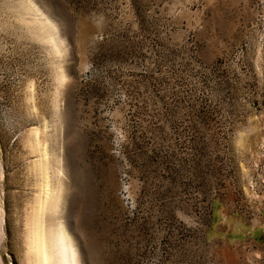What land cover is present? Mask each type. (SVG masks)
<instances>
[{"label": "rangeland", "instance_id": "rangeland-1", "mask_svg": "<svg viewBox=\"0 0 264 264\" xmlns=\"http://www.w3.org/2000/svg\"><path fill=\"white\" fill-rule=\"evenodd\" d=\"M63 227L78 264H264V0H0V264Z\"/></svg>", "mask_w": 264, "mask_h": 264}, {"label": "bare ground", "instance_id": "bare-ground-1", "mask_svg": "<svg viewBox=\"0 0 264 264\" xmlns=\"http://www.w3.org/2000/svg\"><path fill=\"white\" fill-rule=\"evenodd\" d=\"M62 234L60 237V240L62 241V244H60V251H61V263L60 264H78V260L73 252V250H69L67 246L64 244L65 238H66V230L63 227ZM42 237V236H40ZM43 242V241H42ZM41 242V246H39V255L42 258V261L44 263L47 262V259L44 258V255H46V252L44 250L45 247H43V243ZM45 246V245H44ZM76 253V252H75Z\"/></svg>", "mask_w": 264, "mask_h": 264}]
</instances>
